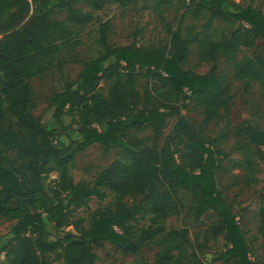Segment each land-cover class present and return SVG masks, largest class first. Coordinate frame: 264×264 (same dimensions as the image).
Instances as JSON below:
<instances>
[{"label":"trees","instance_id":"16d2710c","mask_svg":"<svg viewBox=\"0 0 264 264\" xmlns=\"http://www.w3.org/2000/svg\"><path fill=\"white\" fill-rule=\"evenodd\" d=\"M141 1L154 10L181 5L176 22L165 26L166 42L109 43V20L95 12L137 0H0V221L12 222L0 243V264H97L94 249L104 242L123 254L157 245L152 261L132 264H206L216 233L207 231L199 241L187 227L167 222L184 212L199 222L209 210L224 241L210 259L257 264L238 214L217 186L219 161L227 154L205 126L228 107L225 76L215 71L219 55L245 88L257 83L264 89V54L239 56L242 46L264 41V11L255 0ZM92 22L96 55L52 94L53 121L44 123L33 113L30 79L50 70ZM193 46L200 61L213 62L205 73L184 68ZM189 105L201 110V123L185 116ZM61 116L76 124L67 139L52 125ZM168 119L173 122L164 134ZM148 129L151 144L147 136L128 137ZM239 135L246 142L236 148L253 173L251 156L264 159V129L244 124ZM96 143L117 148L120 156L92 185L75 182L70 166L76 154ZM261 193L264 201V182ZM109 195L111 202L88 217L78 214L91 197ZM127 196L138 199L128 203ZM259 212L264 232V204Z\"/></svg>","mask_w":264,"mask_h":264},{"label":"rangeland","instance_id":"374dc122","mask_svg":"<svg viewBox=\"0 0 264 264\" xmlns=\"http://www.w3.org/2000/svg\"><path fill=\"white\" fill-rule=\"evenodd\" d=\"M238 3L239 0H227ZM256 6L264 11L261 2L254 1ZM181 5L172 2L168 7L154 10L151 5L137 0L136 3L121 5L119 3L106 6L95 12L101 21L109 20L110 31L108 41L114 45H129L132 43H164L166 42L165 26L167 23L174 24L181 14ZM62 18V17H60ZM183 22L190 24L192 21L186 17ZM96 22L89 24L77 38V41L68 45L61 53L59 61L45 73L30 79L35 107L33 113L39 116L44 123L51 122L52 108L48 107L49 98L53 93L60 91L66 82L74 81L83 64L96 55L94 43ZM228 29L226 26L221 28ZM197 47L193 46L191 53L184 64V68L195 73H205L212 66L211 61L198 59ZM264 54V41L254 39L252 46H242L239 56H256ZM215 71L225 76V93L227 110L205 126L207 136L214 138L223 148L227 157L219 161L216 171L217 186L233 211L238 214L242 229L246 232L249 244L253 250V258L257 264H264V232L261 229L260 207L264 204L261 186L264 182V159L251 156L254 162V172L250 173L246 167L245 158L236 148L238 141L246 142L239 130L244 124L253 125L264 129V89L257 83L245 88L242 82L234 78L232 66L223 56H218L215 61ZM139 84L142 79H138ZM103 90L108 88V82H102ZM190 121L201 123V110L189 105L183 111ZM173 119H168L165 134L171 127ZM53 127L58 131L61 139H67L68 134L76 128V124L70 117L61 116L59 122H53ZM136 136H147L150 144L154 140L151 129L142 132L130 133ZM161 138L158 140L160 143ZM249 144V143H248ZM251 147V146H250ZM252 155V150H251ZM120 156L117 148H106L101 144H93L85 151L76 154L71 166L70 173L75 182L92 185L97 174L112 160ZM138 196H127L123 201L131 203L137 201ZM112 196L109 195L104 201L96 197L88 200V207L78 210L80 216L88 217L96 207L110 203ZM12 222L0 221V243L6 242L10 236L9 230ZM168 225L179 227L185 226L193 238L198 236L199 241H204L203 234L207 231L216 233V239H210L207 246L206 264H224L222 261L210 259L212 252L223 249L224 241L222 234L217 231L218 216L209 210L200 217L199 222L184 212L179 217L169 218ZM47 230L54 232L52 222H48ZM98 256L97 264H132L135 260L152 261L157 251L156 244L144 247L139 254H123L116 246L104 242L101 248H95ZM233 264V263H229Z\"/></svg>","mask_w":264,"mask_h":264},{"label":"built area","instance_id":"2783aa9c","mask_svg":"<svg viewBox=\"0 0 264 264\" xmlns=\"http://www.w3.org/2000/svg\"><path fill=\"white\" fill-rule=\"evenodd\" d=\"M190 0H186V2H189Z\"/></svg>","mask_w":264,"mask_h":264}]
</instances>
